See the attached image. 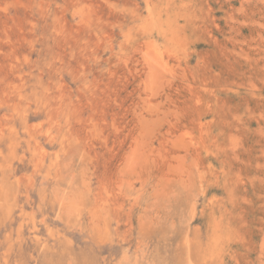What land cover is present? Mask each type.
Instances as JSON below:
<instances>
[{"label": "rangeland", "instance_id": "374dc122", "mask_svg": "<svg viewBox=\"0 0 264 264\" xmlns=\"http://www.w3.org/2000/svg\"><path fill=\"white\" fill-rule=\"evenodd\" d=\"M0 264H264V0H0Z\"/></svg>", "mask_w": 264, "mask_h": 264}, {"label": "bare ground", "instance_id": "6f19581e", "mask_svg": "<svg viewBox=\"0 0 264 264\" xmlns=\"http://www.w3.org/2000/svg\"><path fill=\"white\" fill-rule=\"evenodd\" d=\"M163 62V61H162ZM165 65V64H164Z\"/></svg>", "mask_w": 264, "mask_h": 264}]
</instances>
